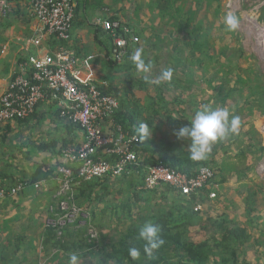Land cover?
Returning a JSON list of instances; mask_svg holds the SVG:
<instances>
[{"label": "trees", "instance_id": "16d2710c", "mask_svg": "<svg viewBox=\"0 0 264 264\" xmlns=\"http://www.w3.org/2000/svg\"><path fill=\"white\" fill-rule=\"evenodd\" d=\"M200 24L195 25L192 34L185 38L183 46L173 57L168 67L173 70L171 81L155 85L156 91L145 106L150 112L149 118L139 119V114H135L128 101L123 100L120 103L122 107L120 105L121 108L119 107L111 120L115 129L114 136L118 134L117 127L121 126L128 135L127 138L133 139L130 149L138 156L137 163L129 167L125 174L87 181L79 178L78 166L70 162L56 167L40 166L32 179H27L25 176L15 178L8 172L3 174V179L10 183L3 184L0 188L15 187L23 182L30 187H36L43 182L57 181L59 191L61 168H73L77 177L74 185V202L82 209L84 216L76 223L59 230L47 226L42 236L43 262H28L29 257L36 256V249L27 248L23 236H19L16 242L0 247V264H68L71 254H76L79 260L98 257V264H262L263 249L257 252L260 258H256L258 259L256 262L247 259L251 246L264 248V229L254 222H261V218H250L244 225L231 219L226 213L212 216L211 207L208 205L211 202V193L219 190L231 174L241 181L244 174L252 171L251 165L248 163L245 165L247 159L254 155H258L259 159L262 158L264 146L257 140L259 133L256 128L252 126L245 133H241L244 137L252 135L256 143L250 142L242 146L235 157L232 158L229 154L227 144L228 141L238 140V133L230 134L225 140L214 144L207 159L200 162H193L190 159L188 150L190 141L178 140L174 135V130L188 125L194 114L202 110L203 106L215 109L233 105L229 113L239 116V130L249 124V118L255 112L259 111L264 116L263 75L259 74L257 79H251L235 74L231 69H234L235 65L232 62L234 52L229 54L224 49L216 51L213 47H209V41L218 34H206L204 28L207 27H204L203 23ZM187 26L190 30L191 25ZM119 34L124 35L122 29ZM110 36L111 45L112 43L115 45L112 33ZM48 38L50 42L59 46V51L68 50L66 42L59 40L58 37ZM101 44L107 47L104 42ZM132 46L133 43L129 46L123 62L128 61L130 67L137 68L136 62L131 59L136 51V49L132 50ZM187 51H189L188 55H186ZM107 57L110 66L118 65L113 49L108 51ZM224 58L227 62L229 60L230 64H226ZM213 64L216 68L214 71ZM209 74L211 77L207 78ZM145 82L149 85L148 79ZM170 88L177 93L176 98L171 102L167 100ZM207 88H210L211 92H207ZM108 94L113 93L109 91ZM159 118L165 119L171 132L163 133L158 142L154 138L139 142L135 132L139 124L146 123L151 130H154L153 127ZM80 130L85 137V131L82 128ZM82 145L75 146L70 142L64 144L58 152L52 150V153H57L63 158L65 151L80 149ZM94 159L111 164H118L120 161L118 155L109 154L105 147L98 149ZM160 163L189 177L196 176L202 168L207 167L213 170L214 179L190 196L166 185L150 189L147 187L149 170ZM127 183L129 184L127 199L119 200L118 205L114 207L110 197L117 190H119L118 195L125 194L127 190L121 189V184ZM64 198L66 199L65 196L59 197L55 206ZM249 203L251 213L254 204L251 201ZM99 205H104L102 211L97 210ZM204 207L209 212L203 211ZM135 208L137 212H134ZM108 212H110L109 216ZM111 212L115 214L114 218ZM106 219L110 221L114 219L117 222L116 226L107 225ZM81 221L85 223L79 224ZM146 222L159 225L163 239V244L151 257L143 253L145 242L139 239V231ZM261 225L264 226V221ZM248 226L258 231L259 236L256 239ZM194 229L201 235L198 240L193 236ZM132 247L140 249L139 260H132L129 256L128 250Z\"/></svg>", "mask_w": 264, "mask_h": 264}, {"label": "crops", "instance_id": "0c3cea01", "mask_svg": "<svg viewBox=\"0 0 264 264\" xmlns=\"http://www.w3.org/2000/svg\"><path fill=\"white\" fill-rule=\"evenodd\" d=\"M204 1L76 0L72 37L66 45L79 61V78L107 83L108 90L119 96L120 103L128 101L139 119H148L150 112L145 106L157 85L151 81L168 69L188 38L183 25L206 20L217 23L223 18L224 0ZM11 6V15L0 19V106L22 62L59 52V46L49 41L44 26L33 16L30 0H12ZM106 22L120 23L139 39L132 50L143 49V60L151 66L150 73L130 67L128 61L110 66L107 53L115 45H111L110 33L103 26ZM169 92L167 100L174 101L177 93L172 88ZM64 109L62 97L47 94L31 118L0 127V186L10 183L3 179L4 173L32 179L40 166L56 167L67 162L52 150L58 152L70 142L75 146L84 143V134L63 116ZM153 128L151 138L157 142L163 133L171 132L164 118H159ZM103 130L108 136L114 135L113 122L106 121ZM128 187V183L121 184L126 193ZM58 198V183L52 181L43 182L39 188L28 186L18 196L0 202V247L16 242L19 236H23L29 249L43 247L42 236L55 218L51 209L57 207ZM103 207L99 205L97 210L102 211ZM82 221L79 224L85 223ZM28 259L32 262L33 257Z\"/></svg>", "mask_w": 264, "mask_h": 264}, {"label": "built area", "instance_id": "2783aa9c", "mask_svg": "<svg viewBox=\"0 0 264 264\" xmlns=\"http://www.w3.org/2000/svg\"><path fill=\"white\" fill-rule=\"evenodd\" d=\"M76 0H30L33 16L45 28L48 37H58L63 42H69L76 15ZM12 0H0V19L8 18L12 13ZM104 28L112 33L114 38V57L122 63L132 43L139 42L129 28L120 23L106 22ZM123 34H119L120 30ZM129 35V37H128ZM79 61L74 52L61 50L56 54L43 58L31 57L22 62L15 74L14 80L4 94L0 106V127L17 121L31 118L38 106L46 100L47 94L62 97L64 104L63 116L74 125L85 131V141L80 149H69L63 153V158L79 168V178L91 181L106 178L110 175L122 176L126 170L138 161L136 153L131 151L133 139H128L122 127H117V136H108L103 130V124L111 121L120 107V99L108 94L107 83L83 81L78 76ZM107 148L109 154L119 156L118 164L95 161V155L100 148ZM58 196H65L51 213L55 218L49 222L54 229H62L72 225L84 216L74 202V185L77 179L73 168L62 167L60 170ZM212 179V169L204 167L196 176L177 172L160 163L149 170L147 187L155 189L160 185L170 186L186 196L197 193ZM29 185L20 183L11 188H0V202L18 196ZM36 185V188H39ZM216 197L211 193V198ZM201 209V207H199ZM91 233H94L91 231ZM94 237L96 234L94 233Z\"/></svg>", "mask_w": 264, "mask_h": 264}, {"label": "rangeland", "instance_id": "374dc122", "mask_svg": "<svg viewBox=\"0 0 264 264\" xmlns=\"http://www.w3.org/2000/svg\"><path fill=\"white\" fill-rule=\"evenodd\" d=\"M201 1L203 0H200V2ZM205 1L209 2L208 0ZM224 1L226 2V8L221 21L216 23L206 20L203 23V26L207 27L204 28L206 34H218V36L209 41V47H213L216 51L218 49H224L225 52L229 54L230 52H234L232 62L235 65L233 66L234 69H231L235 71V74L251 79H257V75L260 74L263 75L264 79V0ZM228 12L233 13L239 20V27L235 31H229L224 23V17ZM198 24L199 23L188 24L191 25L190 30L187 28L189 26L183 25L184 31L187 32V34H192L195 25ZM181 46H183V44H181ZM187 53H189V51H187ZM224 61L226 64L229 63V60L227 62L225 58ZM212 66V70H216L215 64ZM210 77L211 74L207 75V78ZM209 91L211 92V89L207 88V92ZM232 106L233 105L226 109L231 112ZM252 126H254L259 133L257 140L261 141L264 146V116L257 111L249 118V124L238 131V140L228 141L229 154L232 158L239 153V148H242V146L244 147L250 144V142L256 143L252 135H247L245 137L242 135L251 129ZM222 156L221 154L220 157ZM246 163L252 166V171H248V173L244 174L241 181H238L236 177L231 174L228 177V181L222 185L219 190L213 191L216 197L211 198V202L208 204L211 207L210 213L212 216L226 213L231 219H235L244 225L250 218L260 217L261 222L264 221V153L262 154V158L259 159L258 155H254L252 158L245 161V165ZM118 191L119 190L110 197L114 207L118 205L119 200L127 199V193L118 195ZM250 201L254 204V210L251 211V213V208L248 207V205H251L249 203ZM134 210V212H137V208ZM203 211H206V213L209 212L205 207ZM109 215L110 212H108V216ZM111 216L114 218L115 214L111 212ZM106 222H108L107 225L111 227L117 224L114 219L112 221L106 219ZM254 222L255 225H259L261 229H264L261 222ZM248 228L249 231L253 232V236L256 239V237L259 236L256 228H252L251 226H248ZM197 233V230L194 229L193 236L198 240L201 235ZM262 249L264 250V248L259 246H251V250L248 251L247 259L256 262L258 260L256 258H260L257 252ZM35 252L37 254L33 257L32 263L35 261L40 263V261L43 260V247L36 248ZM81 262L85 264H98V257L79 260V263ZM261 263L264 264V260H262Z\"/></svg>", "mask_w": 264, "mask_h": 264}, {"label": "clouds", "instance_id": "9594fccd", "mask_svg": "<svg viewBox=\"0 0 264 264\" xmlns=\"http://www.w3.org/2000/svg\"><path fill=\"white\" fill-rule=\"evenodd\" d=\"M224 23L229 31H235L239 27L238 18L231 12L224 17ZM143 49H136L131 59L136 62L137 68L144 73H150L151 66L145 65L142 59ZM173 76L171 68L161 71L151 82L159 85L162 82H170ZM240 118L236 115H230L226 108H211L203 106L202 110L197 111L191 118L188 125L174 130V135L178 140L187 139L190 141L188 150L190 159L193 162L206 160L212 150V146L219 141L225 140L230 134H236L239 131ZM136 139L143 142L150 139L153 130L146 123L141 122L135 129ZM161 229L159 225L153 222H146L139 231V239L143 240V253L151 257L154 251L158 250L163 244L161 238ZM132 260H139L141 256L140 249L132 247L128 250ZM68 264H79V257L71 254L68 258Z\"/></svg>", "mask_w": 264, "mask_h": 264}]
</instances>
